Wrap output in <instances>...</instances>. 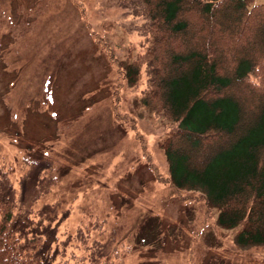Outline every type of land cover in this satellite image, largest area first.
<instances>
[{"label": "rangeland", "instance_id": "rangeland-1", "mask_svg": "<svg viewBox=\"0 0 264 264\" xmlns=\"http://www.w3.org/2000/svg\"><path fill=\"white\" fill-rule=\"evenodd\" d=\"M123 11L100 0H0V158H51L58 180L46 200L70 207L59 229L82 224L118 249L117 264H264V243L240 245L201 192L166 179L167 119L118 65L140 45Z\"/></svg>", "mask_w": 264, "mask_h": 264}, {"label": "trees", "instance_id": "trees-1", "mask_svg": "<svg viewBox=\"0 0 264 264\" xmlns=\"http://www.w3.org/2000/svg\"><path fill=\"white\" fill-rule=\"evenodd\" d=\"M100 3L124 10L123 27L140 44L118 65L131 85L141 80L139 101L167 119L168 182L201 192L240 245L264 243V2ZM54 168L30 152L0 158V264H117L118 249L82 224L59 229L70 207L46 200Z\"/></svg>", "mask_w": 264, "mask_h": 264}]
</instances>
